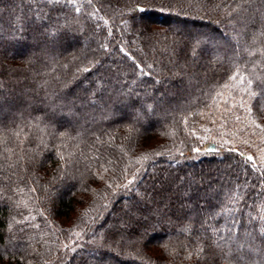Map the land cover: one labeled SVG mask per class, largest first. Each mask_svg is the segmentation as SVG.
<instances>
[{
    "label": "trees",
    "instance_id": "obj_1",
    "mask_svg": "<svg viewBox=\"0 0 264 264\" xmlns=\"http://www.w3.org/2000/svg\"><path fill=\"white\" fill-rule=\"evenodd\" d=\"M262 229L264 0H0V264H264Z\"/></svg>",
    "mask_w": 264,
    "mask_h": 264
},
{
    "label": "snow or ice",
    "instance_id": "obj_2",
    "mask_svg": "<svg viewBox=\"0 0 264 264\" xmlns=\"http://www.w3.org/2000/svg\"><path fill=\"white\" fill-rule=\"evenodd\" d=\"M77 11H79V9H77ZM237 77H239V80H240L241 83H245L244 77L242 75H240L239 72H237L236 75L232 76L231 79L232 80H236ZM247 85L250 87V85H251V81L250 80L247 82ZM245 90H247V88ZM250 95H255V93L254 92H251ZM248 159L251 160L252 157H248ZM261 231L264 232V229H262ZM238 247L239 248H243L244 245L243 244H240V245H238ZM200 251H203V249H200Z\"/></svg>",
    "mask_w": 264,
    "mask_h": 264
},
{
    "label": "rangeland",
    "instance_id": "obj_3",
    "mask_svg": "<svg viewBox=\"0 0 264 264\" xmlns=\"http://www.w3.org/2000/svg\"><path fill=\"white\" fill-rule=\"evenodd\" d=\"M162 24L164 23V22H161ZM164 25V24H163Z\"/></svg>",
    "mask_w": 264,
    "mask_h": 264
}]
</instances>
